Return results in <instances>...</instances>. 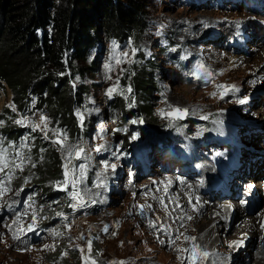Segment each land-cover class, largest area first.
Wrapping results in <instances>:
<instances>
[{"label": "rangeland", "instance_id": "obj_1", "mask_svg": "<svg viewBox=\"0 0 264 264\" xmlns=\"http://www.w3.org/2000/svg\"><path fill=\"white\" fill-rule=\"evenodd\" d=\"M144 7L145 29L136 39L103 40L92 52L98 58V70L85 79L89 98L77 113L90 125L85 136L70 140L51 128L45 113L33 110L17 115L9 126L20 130L13 134H20L16 143L4 135L8 121L0 116V161L7 165L0 171V214L9 212L0 217V264H58L60 259L68 264H192L193 260L195 264H254L257 260L264 236L248 235L244 243L233 245L216 244L197 221L185 217L195 201L207 200L206 195L172 174L141 177L129 163L142 149L166 139L178 143L232 139L253 146L251 153L243 150L246 157L261 155L264 138L255 131L264 127V43L253 39L252 29L256 23L264 31V17L231 8L223 0H144ZM225 35L242 41L246 48L241 47V54L216 46L214 40ZM138 73L152 83L146 103L139 101L140 91L135 93L131 85ZM2 84L0 115L8 105L14 109L12 94ZM144 103L150 116L140 117L134 108ZM129 110L136 111L134 118L124 124L122 113ZM18 120L23 124H17ZM145 122H154L153 128L142 126ZM32 136L57 151L62 176L38 177L41 162L31 155ZM251 175L256 179L250 182H263L264 168ZM73 179L77 181L74 188L68 183ZM46 180L47 187L73 190L95 205L84 217L58 222L56 215L62 216L58 206L48 203L54 195L46 198L38 186ZM185 183L194 198H185ZM263 195V189L256 192L254 204L262 201L261 207L254 215L244 208L246 217L260 215ZM23 201L24 207L13 212L12 207ZM235 202L213 203L230 207ZM171 206L177 222L178 217L181 220L177 232L172 230L173 223L158 225L150 216L172 210ZM33 216L30 232L38 240L24 249L18 241L28 233ZM234 216L232 211L230 218ZM45 222L51 224L40 227ZM190 244L195 247L193 255L187 248Z\"/></svg>", "mask_w": 264, "mask_h": 264}, {"label": "trees", "instance_id": "obj_2", "mask_svg": "<svg viewBox=\"0 0 264 264\" xmlns=\"http://www.w3.org/2000/svg\"><path fill=\"white\" fill-rule=\"evenodd\" d=\"M145 18L144 0H0V87L4 91L2 83L8 87L14 106L3 108L0 115L1 120L8 121L4 123L8 140L19 142L20 134H13L20 130L9 126L17 115L33 110L45 113L51 128L68 135L70 140L85 136L90 125L81 121L77 113L89 98L85 79L98 70V58L92 52L103 40L136 39L145 29ZM131 85L135 93L140 91L139 101L146 103L153 88L151 81L147 83L145 76L138 73L132 76ZM145 103L134 108L140 117L150 116ZM135 110L123 111L124 124L134 118ZM144 125L152 129L154 122ZM31 138V155L41 162L38 177L53 180L62 176L57 151L36 136ZM47 181L38 186L46 198L54 195L48 203L53 205L54 201L60 213L70 211L66 192L47 187ZM50 224L41 223L40 227ZM58 264L68 261L60 259Z\"/></svg>", "mask_w": 264, "mask_h": 264}, {"label": "bare ground", "instance_id": "obj_3", "mask_svg": "<svg viewBox=\"0 0 264 264\" xmlns=\"http://www.w3.org/2000/svg\"><path fill=\"white\" fill-rule=\"evenodd\" d=\"M251 150L254 149L252 147H250V149L249 148L245 149L247 153L249 151L251 153ZM245 151H243V153L246 156L247 153ZM263 165H264V160L262 159L259 160L256 159L251 161L249 168L251 170L252 169L255 170V171L252 170L251 173L261 172V167H263ZM257 166H260V168L258 167L256 169L255 167ZM249 185L250 187L255 188V190L257 189L256 192L260 191V189L261 190L263 189L264 192V181L263 182L252 181L250 182ZM186 187L187 184L185 183L184 186L182 187V192L186 193L185 198H189V199L194 198L196 195H193V193L191 194V192H189V189ZM193 190L195 189L193 188ZM261 200H264V195L262 196ZM256 205L254 204L251 210H253V208ZM169 209L173 210V206H171V208ZM172 210H168L167 212H164L162 214L151 213L150 214L151 220H153L154 223L158 225L162 223L165 224L173 223L172 230H174V232H177L178 228L181 227L178 224V222H181V220L178 217V222H177V215L174 213V210L173 211ZM232 211L235 212V216L233 218H230V214ZM244 212H245L244 208L239 206V203H237V201L232 206L228 207L224 203H220L219 205H216L214 203L207 202V200H202L201 198V201L198 200L193 203L192 209H187L185 217L187 219L192 218V220L194 219L193 221H197L198 227L206 232L208 238L212 239L216 244L223 246L225 243L226 244L229 243L230 245H233L236 242L244 243V241L248 238L247 237L248 235L255 238H261L264 236V227H262L264 226V223H262V220L260 218V216L264 218V207L260 215L257 216L256 218L246 217L244 215ZM217 221H220L221 224L213 226L214 223ZM243 231H246L247 234H242ZM213 232L215 234H213ZM260 246L261 249L256 252V256L254 257V259L255 258L257 259L254 261V264H264V241L263 244ZM187 248L190 250L191 254L193 255L195 250L194 245L190 244V246H187Z\"/></svg>", "mask_w": 264, "mask_h": 264}, {"label": "snow or ice", "instance_id": "obj_4", "mask_svg": "<svg viewBox=\"0 0 264 264\" xmlns=\"http://www.w3.org/2000/svg\"><path fill=\"white\" fill-rule=\"evenodd\" d=\"M111 91H112V90H109V94H111ZM176 112H177V114H180V110H179V109H177ZM42 122H43V121H42ZM16 123H17V124H23V121L18 120V121H16ZM56 143H60V141L57 140ZM97 151H99V149H97ZM5 167H7V165H6L5 163H3V161H0V171H3V169H4ZM16 167H20V165L17 164ZM114 167H115V166L113 165V168H114ZM64 174H65V183H67L68 178H69V176H70V172L67 170V168H66ZM76 182H77V181H76L75 179L72 180L73 185H75ZM61 190H63V189H61ZM35 219H36L35 216H33V224H30V225L28 226V230H29V231L33 230V227H34V224H35ZM262 227H264V226H262ZM202 255L206 256L207 253H203ZM192 264H195V260H193Z\"/></svg>", "mask_w": 264, "mask_h": 264}, {"label": "water", "instance_id": "obj_5", "mask_svg": "<svg viewBox=\"0 0 264 264\" xmlns=\"http://www.w3.org/2000/svg\"><path fill=\"white\" fill-rule=\"evenodd\" d=\"M252 206H253V201H250L249 202V204H248V206H247V208L249 209V214L250 215H254L259 209H260V207H261V203H259L258 205H256L254 208H253V210H251V208H252ZM8 211L7 210H4V213H7ZM9 213V212H8ZM2 215H0V217H1Z\"/></svg>", "mask_w": 264, "mask_h": 264}, {"label": "built area", "instance_id": "obj_6", "mask_svg": "<svg viewBox=\"0 0 264 264\" xmlns=\"http://www.w3.org/2000/svg\"><path fill=\"white\" fill-rule=\"evenodd\" d=\"M83 203H84V202H82V203L79 204L78 202H74V204L78 206V207H77L78 209H79L80 206H81V207L83 206V205H82ZM85 207H87V206H85ZM81 213H82V212H81ZM63 216H64V215H63ZM69 216H72V215H65L64 217L67 218V217H69Z\"/></svg>", "mask_w": 264, "mask_h": 264}]
</instances>
